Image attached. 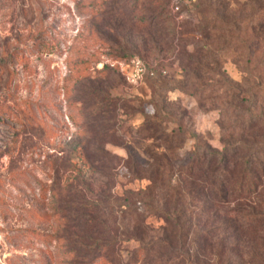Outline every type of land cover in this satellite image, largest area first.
I'll list each match as a JSON object with an SVG mask.
<instances>
[{
  "label": "rangeland",
  "instance_id": "374dc122",
  "mask_svg": "<svg viewBox=\"0 0 264 264\" xmlns=\"http://www.w3.org/2000/svg\"><path fill=\"white\" fill-rule=\"evenodd\" d=\"M93 1L90 11L91 0H0V264H156L157 243L176 239L152 152L176 125L187 134L174 170L189 164L193 144L216 150L222 140L217 114L191 86L219 69L239 82L246 66L264 92V0H177L178 11L175 0ZM146 17L149 29L138 25ZM241 36L249 67L236 53ZM80 47L100 56L78 85ZM134 60L153 76L129 82ZM94 97L111 100L110 112L90 114ZM153 118L154 130L141 132ZM211 239L223 249L198 252L201 264H264L259 230Z\"/></svg>",
  "mask_w": 264,
  "mask_h": 264
},
{
  "label": "trees",
  "instance_id": "16d2710c",
  "mask_svg": "<svg viewBox=\"0 0 264 264\" xmlns=\"http://www.w3.org/2000/svg\"><path fill=\"white\" fill-rule=\"evenodd\" d=\"M95 6L96 3L91 0L89 10ZM148 23L150 19L146 17L139 19L138 25L149 29L151 25ZM261 23L256 35L262 43L257 62L264 64V12ZM213 29L212 27L210 30ZM243 35L244 38L250 35L252 39L255 31L251 29L243 32ZM243 37L237 39L240 45L236 47V53L241 56L242 61L246 59L243 64L249 67L250 56L247 57L249 51ZM78 50L81 51L77 55L78 62L72 67L76 66L77 70H81L82 74L76 82L79 85L89 78L92 66L98 63L100 55L89 53L87 50L86 53L85 47ZM201 50L209 52V48ZM211 65H215L214 62ZM102 69L103 74L108 70V66L104 65ZM240 72L243 73L240 81L235 82L220 73L219 69L215 76L204 77L190 88L193 97L197 98L198 95L202 98H197L202 101L201 106L204 105L207 111L217 114L216 124L222 135L220 148L215 150L193 144L189 164L174 170L169 159L178 156L174 150L178 149L177 137L187 134L180 125H176L175 129L169 132L164 130L162 134L165 150L152 152L157 168L156 180L161 183L166 193L163 215L171 224V229H174L177 241L173 244L172 239L166 235L157 243V254L150 256V262L175 264L177 259L182 258L181 264H201L197 261L198 252L208 246L211 251L218 252L223 249L220 242L215 245L214 240L212 241L211 238L215 234L226 232L237 235L241 231L256 233L258 230L264 233V92L260 90L262 76H254L246 66ZM198 76L196 73L193 79ZM147 79L149 77L145 75V80ZM93 101L96 103L95 106L91 105L90 114L110 112L103 110L112 107L111 100L102 101L108 102L105 107H102L99 99L94 97ZM154 120L159 121L155 118L149 120L151 122H147L144 128L142 126L141 132L154 130ZM82 122L81 113L76 119V127H83ZM78 158L84 162L83 155L81 157L78 154ZM144 194L151 197V187ZM221 208L224 209L222 214ZM145 247L149 253H156L154 245L147 244ZM190 251L194 253L193 256Z\"/></svg>",
  "mask_w": 264,
  "mask_h": 264
},
{
  "label": "built area",
  "instance_id": "2783aa9c",
  "mask_svg": "<svg viewBox=\"0 0 264 264\" xmlns=\"http://www.w3.org/2000/svg\"><path fill=\"white\" fill-rule=\"evenodd\" d=\"M175 11H178V2L175 0L174 3ZM178 13V12H175ZM145 75L153 76L152 71H149L140 60H134L131 62V69L127 80L132 83H141Z\"/></svg>",
  "mask_w": 264,
  "mask_h": 264
}]
</instances>
